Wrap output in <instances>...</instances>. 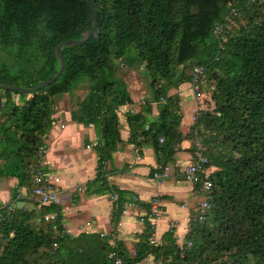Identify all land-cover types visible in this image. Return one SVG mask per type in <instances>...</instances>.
Listing matches in <instances>:
<instances>
[{
  "label": "trees",
  "instance_id": "trees-1",
  "mask_svg": "<svg viewBox=\"0 0 264 264\" xmlns=\"http://www.w3.org/2000/svg\"><path fill=\"white\" fill-rule=\"evenodd\" d=\"M92 1L98 36L81 46L62 47L60 77L32 94L3 90L0 176L16 178L18 187L31 192L39 148L53 121L52 98L88 83V95L71 119L98 134L97 172L85 194L116 196L113 231L58 236L65 226L59 207L37 211L8 205L0 222V264H112L111 252L121 264H140L148 257L154 264H264V0ZM226 24L221 35L214 33L216 25ZM91 27L85 0H0V47L17 68L15 73L1 68L0 84L31 88L51 79L59 69L56 46L81 39ZM130 47L150 83L141 110L125 115L128 142L152 148L164 167L189 140L191 160L201 145L207 168L215 169L207 177L211 189L201 194L209 198L206 218L199 221L196 211L191 215L184 244H177L173 229L157 245L150 244L152 230L145 218L132 252L115 240L116 228L126 204L145 206L110 184L106 170L122 142L118 109L133 104L114 63L127 64ZM194 65L205 66L204 79L215 84L208 88L213 107L202 110L183 135L179 97L168 93L190 83ZM152 104L158 114L151 119ZM48 213H57L55 223H45ZM37 218L44 228L34 229Z\"/></svg>",
  "mask_w": 264,
  "mask_h": 264
},
{
  "label": "crops",
  "instance_id": "crops-1",
  "mask_svg": "<svg viewBox=\"0 0 264 264\" xmlns=\"http://www.w3.org/2000/svg\"><path fill=\"white\" fill-rule=\"evenodd\" d=\"M125 83L133 104L118 109L122 142L118 150L113 153L111 161L106 164V170L111 171L108 176L110 184L128 191L139 202L144 203L145 208L135 203L129 204L117 225L115 240L122 241L132 252L138 235L144 230L143 223L139 221L140 217L158 211L160 216L156 220L152 234L157 243L167 231L173 229L176 242L181 245L188 232L189 219L195 213L201 195L192 184L183 181L181 175H173L161 182L152 179L153 172L159 167L155 151L150 147L137 148L128 142L129 129L125 117L129 109L135 113L141 110L145 99L149 97L147 83L144 84L140 80L130 83L125 81ZM130 84L137 85L140 90L137 99L132 96ZM2 93L3 90H0L1 96ZM168 94L179 97L182 114L179 130L186 135L194 122V111L199 104L193 98L188 83L170 90ZM64 95L70 96V94ZM13 99L18 103L17 97ZM2 101L4 103V98ZM184 104L186 108H189L185 110V114L183 113ZM60 107L63 109L51 116L53 120L51 128L44 139L46 151L38 167L48 175L49 181L56 186L59 193L61 192L63 200L59 208L69 234L73 236L80 233L111 234L113 231L110 223L112 201L105 195L85 194L87 183L96 176L98 160L95 147L86 148V146L97 143L98 134L93 126L85 127L73 122L71 110L64 108L63 105ZM56 108L58 107L55 106ZM157 114V106L152 104L150 118H155ZM0 118L1 124L4 119ZM1 143L0 141V148ZM190 146L189 140L182 141L174 155L173 163L168 164L173 171H177L191 160V154L188 152ZM214 170V168H208L207 174H211ZM176 179L180 180L176 181ZM77 187H81L78 192L75 191ZM30 196L27 186L18 187L16 178L0 176L2 207L18 205L19 208L41 211V208L31 204L34 202ZM22 200L29 204L21 202ZM36 223L43 224L39 218L36 219Z\"/></svg>",
  "mask_w": 264,
  "mask_h": 264
},
{
  "label": "built area",
  "instance_id": "built-area-1",
  "mask_svg": "<svg viewBox=\"0 0 264 264\" xmlns=\"http://www.w3.org/2000/svg\"><path fill=\"white\" fill-rule=\"evenodd\" d=\"M232 14H235V11H231ZM227 28L228 25L226 24L225 26L222 25H216L214 28V33L216 35H221L223 32V28ZM207 68L203 65H194L190 71V76H191V81L189 83L190 90L192 91L193 98L198 102V106L194 111V120L196 119L197 116L200 115L201 111L205 108L204 107V100L207 97L206 93L202 91V84L205 76ZM162 140H160L161 142ZM97 143H92L87 145V148L95 147ZM197 151L195 156L193 157L192 160H190L188 163L185 165L181 166L177 171H173L170 168V165H166L164 167H158L152 174V179L156 182H161L164 181L173 175L175 176H182L181 179L183 181H186L190 184H192L194 187H199L197 188L198 194H204L207 193L212 186V183L208 180V175L207 174V164H208V158L204 155V148L201 145L197 146ZM46 151L45 146H41L39 148V153L38 155L43 158L44 154ZM180 179H176V181H179ZM32 190L30 192V198L36 204V207L41 208V207H59L62 204L63 197L60 195L59 191L57 190L56 186L49 181L48 175L44 172H42L39 168L33 172L32 174ZM116 199V196H111L110 200L114 201ZM208 197L202 196L201 195V200L199 204L196 207V213L197 214V219L199 221H204L206 216V212L209 210V202H208ZM135 200V199H134ZM133 200V201H134ZM129 206V204H126V208ZM3 208L0 205V222L4 220V215L2 213ZM8 208V206H7ZM124 213V212H123ZM160 216V213L158 211H154L151 213V215L148 216H141L139 221L140 223H144V219L146 218V221L150 224L151 226V237L149 239L150 244L152 245H157V241L153 237V232H154V226L156 223L157 218ZM44 221L45 223H55L57 220V213H48L44 215ZM56 227V226H55ZM54 227V228H55ZM68 231L66 227L64 226L63 230L58 233V236L67 234ZM105 234L100 233V236H104ZM113 244L112 242H110ZM184 244V243H183ZM191 244L189 243L188 246ZM54 247H56V244H53ZM109 258L113 261L112 264H121V261L119 258H117V255L115 252H111L109 254Z\"/></svg>",
  "mask_w": 264,
  "mask_h": 264
},
{
  "label": "rangeland",
  "instance_id": "rangeland-1",
  "mask_svg": "<svg viewBox=\"0 0 264 264\" xmlns=\"http://www.w3.org/2000/svg\"><path fill=\"white\" fill-rule=\"evenodd\" d=\"M263 10H264V8H263ZM129 53H130L129 54V61L127 64H132V66H134V67L128 66L126 63H123L122 61H115L114 63L116 65H118L117 66L118 76H120L121 78H123V80H125L129 83L132 81L140 80V82H143L144 84L147 83V85H148L150 83V80L148 79V75H147L144 67L141 66L137 61H135V56H134L135 50L133 49V47H130ZM1 68L7 69L13 73H15L17 70V68L14 66L13 60H12L11 56L9 55V53L0 47V69ZM28 72H31V71L29 70ZM214 86H215V84H214V82H212L211 79H209L207 81L204 79L202 91L204 93H206V95L208 94L209 98H210V93L208 92L209 91L208 88L210 89V87H214ZM130 87L132 90V96L137 99L139 94H140V90L137 88V85L130 84ZM142 88H143V85L141 86V89ZM88 92H89V84L88 83H81L72 92L69 93L70 96L60 95V96H56V97L52 98L53 114L56 115L58 112H60L59 110L63 109L60 107V105H63L64 108H66V109L69 108L71 110V112L78 111L80 103L82 102V100L85 97H87ZM208 95H207V97H208ZM203 103H204V107H205L203 110H208V109L211 110L212 109L213 103L209 102L208 98H206V100ZM55 106L58 108L55 109ZM187 109L189 110V108H186V106L184 104L183 113ZM58 116H59V114H58ZM61 128H63V126H61ZM86 148H87V146H86ZM80 188L81 187H77L75 189V191H77V192L80 191L81 190ZM31 204L33 205L34 203H31ZM44 225L45 224L39 225L37 223H34L33 227H34V229L39 230V229L44 228ZM3 242L4 241L0 238V249L2 248ZM182 242L184 243V241H182ZM140 264H154V263L152 261V258L148 257L147 259L142 261Z\"/></svg>",
  "mask_w": 264,
  "mask_h": 264
},
{
  "label": "water",
  "instance_id": "water-1",
  "mask_svg": "<svg viewBox=\"0 0 264 264\" xmlns=\"http://www.w3.org/2000/svg\"><path fill=\"white\" fill-rule=\"evenodd\" d=\"M85 1L87 2L89 9H90L92 27L90 30L86 31L83 34V37L81 39H77V40L69 39V40L61 42L60 44L56 46L55 53L59 61V69L56 72V74L51 79L43 83H40L35 87L28 88V87L9 86V85L0 84V90L16 92V93L32 94V93L37 92L38 90L48 87L50 84H52L54 81H56L60 77V75L63 73V70H64V57L62 53V47L84 45L86 42H88L91 39V37L93 36L97 37L99 33L98 26H97V20H96V12H95L93 1L92 0H85ZM2 108H3V101H2V96L0 94V112Z\"/></svg>",
  "mask_w": 264,
  "mask_h": 264
}]
</instances>
